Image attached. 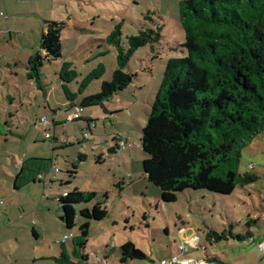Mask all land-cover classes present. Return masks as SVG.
<instances>
[{"label": "rangeland", "instance_id": "1", "mask_svg": "<svg viewBox=\"0 0 264 264\" xmlns=\"http://www.w3.org/2000/svg\"><path fill=\"white\" fill-rule=\"evenodd\" d=\"M181 1L0 0V264H55L39 257L58 254L61 248L55 242L63 235L70 237L65 247L75 264H121L120 246L128 241L146 259L126 264H170L175 257L264 264V255L257 247L264 242V132L241 151L239 164L240 173L251 170L258 179L237 187L231 195L184 190L176 194V202L164 203L160 189L143 173L147 156L140 145L142 128L166 62L186 55L179 21ZM43 21H56L64 27L61 58L43 63L40 88L27 74L30 58L39 51ZM118 25L124 48L129 37L147 29L159 27L161 40L152 49L147 46L134 53L124 69L136 74L127 89L99 106L80 108L81 119L67 123L63 86L77 96L73 104L79 106L83 98L98 94L101 84L111 80L117 68L116 52L107 39ZM65 62L72 63L71 70L78 74L69 83L59 76ZM100 65V78L90 81L79 93L80 82ZM51 111L57 113L56 118ZM41 116L49 122L50 140L35 126ZM54 118L56 128L50 124ZM86 120L95 126L90 131ZM116 138L121 140L120 150L110 155L108 150ZM23 158L41 160L31 172L44 179L14 190L13 181ZM49 161L58 173L49 170ZM75 189L96 196L87 204L75 206V226L68 230L61 220L58 198ZM101 203L106 218L88 221L87 244L79 251L86 261L72 257V242L86 221L79 210H91ZM32 229L39 234L38 239ZM208 231L219 235L230 231L242 239L227 236L226 240L210 242L206 239ZM193 234L199 240L197 246L185 241ZM180 246L186 252H180Z\"/></svg>", "mask_w": 264, "mask_h": 264}, {"label": "trees", "instance_id": "2", "mask_svg": "<svg viewBox=\"0 0 264 264\" xmlns=\"http://www.w3.org/2000/svg\"><path fill=\"white\" fill-rule=\"evenodd\" d=\"M179 21L186 55L167 60L140 140L141 150L147 156L142 164L143 173L149 183L160 189L164 203L176 202V194L184 190L231 195L237 187L254 183L258 178L251 170L239 172L241 151L264 132V0H182ZM44 27L39 51L30 58L27 74L40 88L39 69L43 63L61 58L64 24L45 21ZM120 36L118 25L107 39L116 52L117 68L111 80L101 84L98 94L83 98L80 108L99 106L127 89L136 74L124 69L134 53L147 46L152 49L161 40L159 27L129 37L127 48L122 46ZM71 67L72 63H63L59 72L62 82L69 83L78 77ZM102 73L101 65L88 73L80 82L79 93ZM63 90L69 106L77 96L64 86ZM114 141V147L108 150L110 155L120 150L121 140ZM40 161L28 159L22 163L14 178L15 190L38 181L39 174L31 171L40 166ZM95 196L93 192L75 189L58 198L66 229L75 226V206L87 204ZM78 214L86 221L78 228L79 237L72 242L71 256L86 261L79 251L87 244L88 221H102L107 212L101 203L91 210L83 208ZM227 236L242 239L230 231L227 235L208 231L206 239L218 242ZM60 248L53 261L75 264L63 243ZM120 251L121 264L146 259L129 241L120 246ZM204 262L222 264L214 259Z\"/></svg>", "mask_w": 264, "mask_h": 264}, {"label": "built area", "instance_id": "3", "mask_svg": "<svg viewBox=\"0 0 264 264\" xmlns=\"http://www.w3.org/2000/svg\"><path fill=\"white\" fill-rule=\"evenodd\" d=\"M80 112H81V109L78 105L73 104V103L69 104L68 113L66 116V122L72 123V122L80 120L81 119ZM86 121H87V123H86L87 129H88V131H90L92 128H94V124L89 120H86ZM48 125H49V122L45 116L40 117L35 123L36 127L40 128L41 130H43L45 132L44 138L46 140H50L52 138L50 132H48ZM87 138H88V135L86 133H84V139H87ZM248 168L253 169V167L251 165H249ZM52 170L55 174L58 173V169L56 167H53ZM43 179H44L43 176H41V175L37 176L38 181L42 182ZM62 196H66V193H64ZM2 205H3V203H2V201H0V207ZM68 238L69 237L64 236L62 238L61 242L64 243ZM257 247H258V250L264 255V242L258 243ZM179 251L184 253V252H186V249H184L183 246H180ZM103 264H106V263L104 262ZM161 264H167V263L164 261H161ZM170 264H201V263L198 261H195L193 259H177L175 257V258H173V260Z\"/></svg>", "mask_w": 264, "mask_h": 264}, {"label": "crops", "instance_id": "4", "mask_svg": "<svg viewBox=\"0 0 264 264\" xmlns=\"http://www.w3.org/2000/svg\"><path fill=\"white\" fill-rule=\"evenodd\" d=\"M0 16L2 17V14L0 13ZM5 20H8L6 17H5ZM44 22L45 21H43V30H42V33L45 31V27H44ZM4 32V31H3ZM4 33H7L8 35L10 34V31L9 30H5V32ZM65 111H66V113H68V102L66 103V107H65ZM51 114L53 115V116H55V118H56V116H57V113L56 112H53V111H51ZM42 117V116H41ZM53 119L50 123H51V125H52V127L53 128H56L57 127V121H56V119ZM95 127V126H94ZM62 144H64V143H62ZM33 159H37V158H33ZM25 160H28V158H23V160L20 162V164L18 165V168L20 169V167H21V165H22V163L25 161ZM50 165H51V167H50V169L49 170H51V168H53V167H55L53 164H52V161H51V163H50ZM18 173V172H17ZM13 189H14V181H13ZM20 189V188H19ZM15 190V189H14ZM64 193H67V192H63V194ZM62 194V195H63ZM186 230V228H182V231H185ZM32 235H33V237L35 238V239H38L39 238V234L37 233V231L35 230V229H32ZM64 237V235L61 237V238H63ZM58 239L56 242H55V244H57L59 247H60V245H61V240L62 239ZM185 241H187L189 244H191V246H197L198 245V242H199V240H198V238L193 234V235H190L188 238H186L185 239ZM65 243H66V241L63 243V245H64V247H65ZM61 250V249H60ZM65 250H66V247H65ZM61 252V251H60ZM60 252L57 254V253H52L51 254V256H43V257H39V258H41L40 260H45V261H53V259L54 258H57L58 256H59V254H60ZM67 252V251H66ZM54 262V261H53ZM199 262V261H198ZM55 263V262H54ZM200 263L201 264H206L205 262H204V260H201L200 261ZM55 264H58V263H55Z\"/></svg>", "mask_w": 264, "mask_h": 264}]
</instances>
